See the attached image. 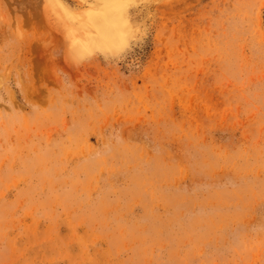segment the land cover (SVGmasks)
Instances as JSON below:
<instances>
[{
  "label": "rangeland",
  "instance_id": "374dc122",
  "mask_svg": "<svg viewBox=\"0 0 264 264\" xmlns=\"http://www.w3.org/2000/svg\"><path fill=\"white\" fill-rule=\"evenodd\" d=\"M0 264H264V0H0Z\"/></svg>",
  "mask_w": 264,
  "mask_h": 264
},
{
  "label": "bare ground",
  "instance_id": "6f19581e",
  "mask_svg": "<svg viewBox=\"0 0 264 264\" xmlns=\"http://www.w3.org/2000/svg\"><path fill=\"white\" fill-rule=\"evenodd\" d=\"M109 9L106 13L91 18L99 32L96 43L104 48H113L123 42L125 24V4L122 1H108ZM101 14V13H100Z\"/></svg>",
  "mask_w": 264,
  "mask_h": 264
}]
</instances>
